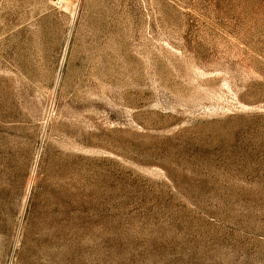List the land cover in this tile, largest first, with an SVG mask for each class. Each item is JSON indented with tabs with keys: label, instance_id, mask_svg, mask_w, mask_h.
Instances as JSON below:
<instances>
[{
	"label": "rangeland",
	"instance_id": "obj_1",
	"mask_svg": "<svg viewBox=\"0 0 264 264\" xmlns=\"http://www.w3.org/2000/svg\"><path fill=\"white\" fill-rule=\"evenodd\" d=\"M0 264H264V0H0Z\"/></svg>",
	"mask_w": 264,
	"mask_h": 264
}]
</instances>
